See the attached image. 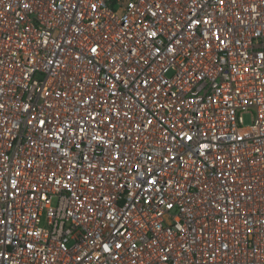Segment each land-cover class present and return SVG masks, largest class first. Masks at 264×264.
<instances>
[{"label":"built area","instance_id":"2783aa9c","mask_svg":"<svg viewBox=\"0 0 264 264\" xmlns=\"http://www.w3.org/2000/svg\"><path fill=\"white\" fill-rule=\"evenodd\" d=\"M0 264H264V0H0Z\"/></svg>","mask_w":264,"mask_h":264}]
</instances>
